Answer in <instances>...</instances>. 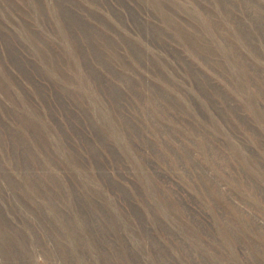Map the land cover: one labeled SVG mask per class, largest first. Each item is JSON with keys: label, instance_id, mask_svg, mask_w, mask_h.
<instances>
[{"label": "rangeland", "instance_id": "1", "mask_svg": "<svg viewBox=\"0 0 264 264\" xmlns=\"http://www.w3.org/2000/svg\"><path fill=\"white\" fill-rule=\"evenodd\" d=\"M0 264H264V0H0Z\"/></svg>", "mask_w": 264, "mask_h": 264}]
</instances>
